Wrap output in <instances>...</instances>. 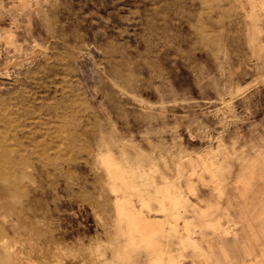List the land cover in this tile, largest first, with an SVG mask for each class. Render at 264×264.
Masks as SVG:
<instances>
[{"label": "rangeland", "instance_id": "1", "mask_svg": "<svg viewBox=\"0 0 264 264\" xmlns=\"http://www.w3.org/2000/svg\"><path fill=\"white\" fill-rule=\"evenodd\" d=\"M0 264H264V0H0Z\"/></svg>", "mask_w": 264, "mask_h": 264}]
</instances>
